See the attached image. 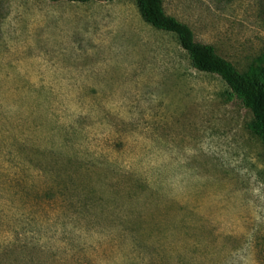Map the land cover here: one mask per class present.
Masks as SVG:
<instances>
[{
    "label": "rangeland",
    "instance_id": "374dc122",
    "mask_svg": "<svg viewBox=\"0 0 264 264\" xmlns=\"http://www.w3.org/2000/svg\"><path fill=\"white\" fill-rule=\"evenodd\" d=\"M264 66V0H164ZM135 0H0V264H264V143Z\"/></svg>",
    "mask_w": 264,
    "mask_h": 264
},
{
    "label": "trees",
    "instance_id": "16d2710c",
    "mask_svg": "<svg viewBox=\"0 0 264 264\" xmlns=\"http://www.w3.org/2000/svg\"><path fill=\"white\" fill-rule=\"evenodd\" d=\"M62 1V0H52ZM71 2L115 0H65ZM142 17L157 29L174 33L187 51L191 64L202 72L219 75L229 86V98L240 99L253 113L250 129L264 143V66L252 65L247 71L239 70L231 61L220 55L212 44L196 39L193 29L175 16L168 14L164 0H135Z\"/></svg>",
    "mask_w": 264,
    "mask_h": 264
}]
</instances>
